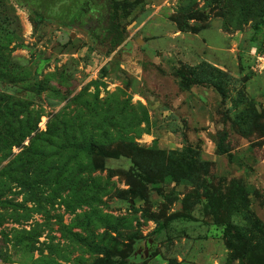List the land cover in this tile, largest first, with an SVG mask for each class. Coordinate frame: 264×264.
<instances>
[{
    "label": "rangeland",
    "instance_id": "374dc122",
    "mask_svg": "<svg viewBox=\"0 0 264 264\" xmlns=\"http://www.w3.org/2000/svg\"><path fill=\"white\" fill-rule=\"evenodd\" d=\"M74 3L0 0V264H264V0Z\"/></svg>",
    "mask_w": 264,
    "mask_h": 264
},
{
    "label": "trees",
    "instance_id": "16d2710c",
    "mask_svg": "<svg viewBox=\"0 0 264 264\" xmlns=\"http://www.w3.org/2000/svg\"><path fill=\"white\" fill-rule=\"evenodd\" d=\"M85 1V0H84ZM90 1V0H87ZM35 2V3H34ZM66 0H32V4L34 5V12L38 16H44L46 14H51L54 11H57V9H63L64 3ZM74 9L78 10L80 3L79 0H74ZM259 48H262L260 45ZM262 50V49H261Z\"/></svg>",
    "mask_w": 264,
    "mask_h": 264
},
{
    "label": "water",
    "instance_id": "95a60500",
    "mask_svg": "<svg viewBox=\"0 0 264 264\" xmlns=\"http://www.w3.org/2000/svg\"><path fill=\"white\" fill-rule=\"evenodd\" d=\"M147 244H148V247L145 249V252H144L146 257L149 255V249H151L152 240L149 239V240L147 241ZM138 253H139V252L135 253V256H136Z\"/></svg>",
    "mask_w": 264,
    "mask_h": 264
}]
</instances>
